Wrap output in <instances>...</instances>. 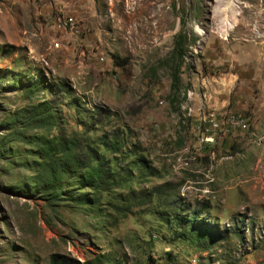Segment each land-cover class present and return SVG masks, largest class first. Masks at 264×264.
I'll use <instances>...</instances> for the list:
<instances>
[{"label":"rangeland","instance_id":"obj_1","mask_svg":"<svg viewBox=\"0 0 264 264\" xmlns=\"http://www.w3.org/2000/svg\"><path fill=\"white\" fill-rule=\"evenodd\" d=\"M215 5L0 0V264H264V0H241L227 38ZM45 102L57 118L42 127L30 111ZM56 134L105 170L96 211L78 202L89 187L33 190L38 139Z\"/></svg>","mask_w":264,"mask_h":264},{"label":"trees","instance_id":"obj_2","mask_svg":"<svg viewBox=\"0 0 264 264\" xmlns=\"http://www.w3.org/2000/svg\"><path fill=\"white\" fill-rule=\"evenodd\" d=\"M187 51L185 35L179 31L172 51L175 66L172 72L171 94L176 93L179 89L181 69ZM30 113L35 122H39L42 127L56 123L57 114L48 102L32 107ZM10 126H12L13 131L17 130V124L13 120H11ZM1 147L0 153L3 154L5 150L3 146ZM37 147V158L34 162L37 173L30 180L33 190L39 192L49 201L57 200L62 198L63 187L77 183L84 188L89 187L92 196L89 198V195L85 196L84 193L78 202L86 205L89 210L96 211L99 209L100 194L106 190L108 183L107 176L104 174L103 167L98 163L87 162L81 158L78 154V140L74 136L45 135L39 137ZM199 216V212H192L189 215L188 227H191L190 234L201 241L207 233L211 235L212 231L208 229V224L203 223L205 221H198ZM215 232L218 233V231ZM51 264L61 263L53 258Z\"/></svg>","mask_w":264,"mask_h":264},{"label":"bare ground","instance_id":"obj_3","mask_svg":"<svg viewBox=\"0 0 264 264\" xmlns=\"http://www.w3.org/2000/svg\"><path fill=\"white\" fill-rule=\"evenodd\" d=\"M215 15H224L219 21L218 30L223 38H227L238 22V15L241 13V0H215Z\"/></svg>","mask_w":264,"mask_h":264},{"label":"built area","instance_id":"obj_4","mask_svg":"<svg viewBox=\"0 0 264 264\" xmlns=\"http://www.w3.org/2000/svg\"><path fill=\"white\" fill-rule=\"evenodd\" d=\"M55 45L58 46L59 42H56ZM187 96H188V98L191 97V93L189 91L187 92ZM188 111H190V108H188ZM202 119L204 121H207L206 120L207 117L206 118L203 117ZM209 121H210L209 122V128H214V129H221L222 128L221 124H220V122L218 120L211 118ZM230 128L246 129V128H248V126H247V123L244 120H234L233 121V126L230 125Z\"/></svg>","mask_w":264,"mask_h":264}]
</instances>
